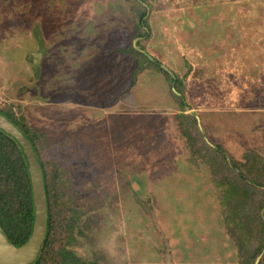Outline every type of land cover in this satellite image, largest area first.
<instances>
[{"label":"rangeland","instance_id":"1","mask_svg":"<svg viewBox=\"0 0 264 264\" xmlns=\"http://www.w3.org/2000/svg\"><path fill=\"white\" fill-rule=\"evenodd\" d=\"M177 96L200 143L264 159V0H0V110L38 137L52 191L44 264H243Z\"/></svg>","mask_w":264,"mask_h":264},{"label":"trees","instance_id":"2","mask_svg":"<svg viewBox=\"0 0 264 264\" xmlns=\"http://www.w3.org/2000/svg\"><path fill=\"white\" fill-rule=\"evenodd\" d=\"M137 14L139 17L137 29L140 31L145 27L146 11L142 13L140 9ZM136 57L138 69L144 68L148 62L163 72L170 81H175L161 65L155 64L147 56L136 54ZM177 90L184 96L185 88L182 84L177 85ZM177 99L183 112V116H180L183 136L195 153H204L209 156L207 162L213 169L215 182L224 188L221 202L225 207V221L229 234L239 248L243 264H253L255 256L250 261L249 257L259 252V249L254 250L253 242L264 244V159L250 152L246 162L239 163L233 158L229 160L222 147L210 148L204 141L200 143L199 139L202 137L197 120L185 114L186 106L182 97L177 96ZM0 115L12 122L30 140L43 170L48 203V232L42 251L33 264H44L52 237V191L48 173L38 151L39 139L32 136L30 128L13 111L0 110ZM35 220L36 207L29 162L18 141L0 129V231L11 244L21 248L30 240ZM79 220L78 216L71 219L73 226L70 233L76 228ZM70 239H73L72 235ZM70 262L85 264L73 253L64 254L61 264H70Z\"/></svg>","mask_w":264,"mask_h":264},{"label":"water","instance_id":"3","mask_svg":"<svg viewBox=\"0 0 264 264\" xmlns=\"http://www.w3.org/2000/svg\"><path fill=\"white\" fill-rule=\"evenodd\" d=\"M0 129L14 137L29 162L32 180L36 220L30 240L21 248L9 243L8 238L0 233V248L10 264H33L42 251L48 232V203L45 190L43 170L30 140L7 118L0 115Z\"/></svg>","mask_w":264,"mask_h":264}]
</instances>
